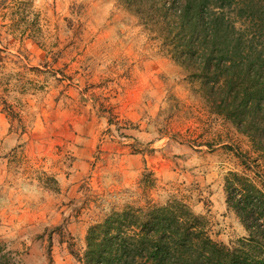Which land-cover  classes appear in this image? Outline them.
Masks as SVG:
<instances>
[{
  "label": "rangeland",
  "instance_id": "obj_1",
  "mask_svg": "<svg viewBox=\"0 0 264 264\" xmlns=\"http://www.w3.org/2000/svg\"><path fill=\"white\" fill-rule=\"evenodd\" d=\"M32 2L33 36L0 43V240L19 264H85L93 226L173 199L216 241L246 236L225 178L243 172L239 152L258 156L253 139L219 112L222 82L212 92L175 59L180 29L163 28L159 1Z\"/></svg>",
  "mask_w": 264,
  "mask_h": 264
},
{
  "label": "trees",
  "instance_id": "obj_2",
  "mask_svg": "<svg viewBox=\"0 0 264 264\" xmlns=\"http://www.w3.org/2000/svg\"><path fill=\"white\" fill-rule=\"evenodd\" d=\"M124 1L137 11L159 1L163 28L173 23L180 29L179 42L171 39L175 59L193 60L212 92L222 82L223 96L214 100L219 112L253 139L258 156L239 152L243 172L225 178L226 202L247 235L230 245L216 241L206 216L179 199L128 205L90 229L85 264H264V0ZM230 8L250 18L247 30L239 31V15ZM38 16L32 0H0V43L10 45L11 35L33 36ZM0 264H19L1 240Z\"/></svg>",
  "mask_w": 264,
  "mask_h": 264
}]
</instances>
